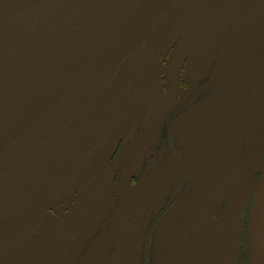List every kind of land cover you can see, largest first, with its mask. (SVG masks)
<instances>
[{
  "label": "flooded vegetation",
  "instance_id": "af4514ba",
  "mask_svg": "<svg viewBox=\"0 0 264 264\" xmlns=\"http://www.w3.org/2000/svg\"><path fill=\"white\" fill-rule=\"evenodd\" d=\"M264 0H0V264H251Z\"/></svg>",
  "mask_w": 264,
  "mask_h": 264
},
{
  "label": "water",
  "instance_id": "95a60500",
  "mask_svg": "<svg viewBox=\"0 0 264 264\" xmlns=\"http://www.w3.org/2000/svg\"><path fill=\"white\" fill-rule=\"evenodd\" d=\"M248 232L251 264H264V167L251 210Z\"/></svg>",
  "mask_w": 264,
  "mask_h": 264
}]
</instances>
